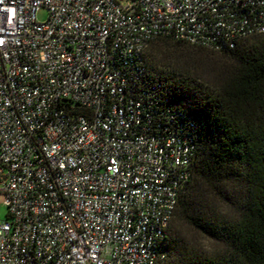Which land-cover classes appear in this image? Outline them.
Here are the masks:
<instances>
[{
  "label": "built area",
  "instance_id": "2783aa9c",
  "mask_svg": "<svg viewBox=\"0 0 264 264\" xmlns=\"http://www.w3.org/2000/svg\"><path fill=\"white\" fill-rule=\"evenodd\" d=\"M256 34L264 0H0V264H163L195 148L143 52Z\"/></svg>",
  "mask_w": 264,
  "mask_h": 264
},
{
  "label": "trees",
  "instance_id": "16d2710c",
  "mask_svg": "<svg viewBox=\"0 0 264 264\" xmlns=\"http://www.w3.org/2000/svg\"><path fill=\"white\" fill-rule=\"evenodd\" d=\"M211 52L229 67L194 76ZM143 59L150 83L161 84L186 120L195 148L163 264H264V34L222 50L158 37Z\"/></svg>",
  "mask_w": 264,
  "mask_h": 264
},
{
  "label": "rangeland",
  "instance_id": "374dc122",
  "mask_svg": "<svg viewBox=\"0 0 264 264\" xmlns=\"http://www.w3.org/2000/svg\"><path fill=\"white\" fill-rule=\"evenodd\" d=\"M47 16V12L45 8H40L37 12V18L39 20H44ZM160 57H163V54L159 53ZM229 61L220 60L216 55H213L211 52L209 55H204L203 57L195 64L197 69L195 68L194 76H199L202 78L206 77H215L217 73H220L229 67ZM5 195L2 191H0V218H5L7 214V207L4 204ZM204 243L207 242L203 239Z\"/></svg>",
  "mask_w": 264,
  "mask_h": 264
}]
</instances>
